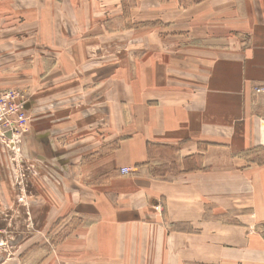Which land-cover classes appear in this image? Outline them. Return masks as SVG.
Wrapping results in <instances>:
<instances>
[{
  "label": "crops",
  "instance_id": "1",
  "mask_svg": "<svg viewBox=\"0 0 264 264\" xmlns=\"http://www.w3.org/2000/svg\"><path fill=\"white\" fill-rule=\"evenodd\" d=\"M196 1L131 0L137 17L160 23L144 29L128 110L112 87L101 115L111 133L87 139L94 151L80 155L92 154L80 162L83 188L63 206L86 223L64 242L62 263L45 264H264V94L255 92L264 85V0ZM36 141L30 133L25 151ZM170 160L171 179L150 173Z\"/></svg>",
  "mask_w": 264,
  "mask_h": 264
},
{
  "label": "rangeland",
  "instance_id": "2",
  "mask_svg": "<svg viewBox=\"0 0 264 264\" xmlns=\"http://www.w3.org/2000/svg\"><path fill=\"white\" fill-rule=\"evenodd\" d=\"M130 2L0 0V72L9 82L0 84V92L20 93L28 117L16 148H0V264L62 263L57 260L64 242L86 223L77 208L63 206L71 197L74 203L83 188L76 182L80 162L92 154L83 161L80 155L94 151L87 150L93 141L87 139H105L111 133L106 111L104 122L101 115L110 104L107 93L112 87L117 107L128 110L124 93L133 86L134 71L143 70L144 36L150 34L144 29L160 23L153 13L143 20L138 11L137 17ZM99 23L105 32L97 30ZM152 33L160 31L154 28ZM73 56L75 64L69 62ZM123 124L121 139L128 135ZM30 133L37 141L33 151L28 147L26 152L24 141ZM72 151H77L72 161L64 160ZM169 153L161 154L169 158ZM71 163L75 170L67 182L65 167ZM171 163L157 161L149 171L162 177L170 171L171 179L177 170L174 160ZM123 169L133 172L122 168V176H128Z\"/></svg>",
  "mask_w": 264,
  "mask_h": 264
},
{
  "label": "built area",
  "instance_id": "3",
  "mask_svg": "<svg viewBox=\"0 0 264 264\" xmlns=\"http://www.w3.org/2000/svg\"><path fill=\"white\" fill-rule=\"evenodd\" d=\"M257 94H264V85L255 88ZM28 117L24 109L23 96L16 92H0V142L15 147L27 131ZM128 174L129 169H123Z\"/></svg>",
  "mask_w": 264,
  "mask_h": 264
}]
</instances>
